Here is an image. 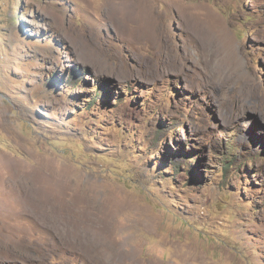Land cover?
Here are the masks:
<instances>
[{
  "label": "rangeland",
  "instance_id": "obj_1",
  "mask_svg": "<svg viewBox=\"0 0 264 264\" xmlns=\"http://www.w3.org/2000/svg\"><path fill=\"white\" fill-rule=\"evenodd\" d=\"M128 2L0 0V264H264V0Z\"/></svg>",
  "mask_w": 264,
  "mask_h": 264
},
{
  "label": "bare ground",
  "instance_id": "obj_2",
  "mask_svg": "<svg viewBox=\"0 0 264 264\" xmlns=\"http://www.w3.org/2000/svg\"><path fill=\"white\" fill-rule=\"evenodd\" d=\"M129 0H125V3H124V5H126V7H123V8H121V10H120V8H114L113 9V12H109L108 11V18L110 19V21H112V22H115L116 20H117V18H120V17H126V18H129L128 16H129V8L130 7H128L129 5H127L129 2H128ZM137 2V1H136ZM136 9V8H135ZM138 9V8H137ZM136 9V10H137ZM148 8L146 7V6H144V7H140L137 11H134L133 9H132V11H133V14H132V16H131V19H138V18H140V16H139V13H141V14H143V17H145V18H147V23H148V26H149V24H150V22H151V20H152V14H154L153 13V11L151 10V11H149V9L147 10ZM128 20V19H127ZM122 21V19L120 18V22ZM119 25H120V27H122V24H120L119 23ZM146 28V31L148 30L147 29V27H145ZM80 35H81V40H82V42L83 43H85L86 45H88V43H87V40L90 38L89 37V35H87V34H82V33H80ZM88 37V38H87ZM109 49V48H108ZM108 52H109V50H108Z\"/></svg>",
  "mask_w": 264,
  "mask_h": 264
},
{
  "label": "trees",
  "instance_id": "obj_3",
  "mask_svg": "<svg viewBox=\"0 0 264 264\" xmlns=\"http://www.w3.org/2000/svg\"><path fill=\"white\" fill-rule=\"evenodd\" d=\"M23 14H24V13H23ZM19 21H20V20H19ZM232 163H233V160H230V161L227 162V164H226L227 169H232L231 166H230V165H232ZM245 168H246V166H245Z\"/></svg>",
  "mask_w": 264,
  "mask_h": 264
}]
</instances>
